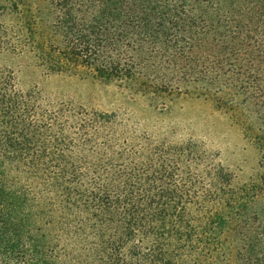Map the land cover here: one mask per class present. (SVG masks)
Returning a JSON list of instances; mask_svg holds the SVG:
<instances>
[{
    "label": "trees",
    "instance_id": "1",
    "mask_svg": "<svg viewBox=\"0 0 264 264\" xmlns=\"http://www.w3.org/2000/svg\"><path fill=\"white\" fill-rule=\"evenodd\" d=\"M37 1L51 21L39 18L32 33L51 44L55 70L62 61L139 80L136 63L113 56L138 41L154 53L162 88L213 90L219 107L245 109L249 130L257 129L260 172L238 184L217 164L204 183L190 168L165 165L145 178L155 192L136 196L129 180L86 197L62 170L50 219L17 176L18 98L12 76H1L0 115L11 131L0 136V264H264V0ZM76 215L89 216L73 234Z\"/></svg>",
    "mask_w": 264,
    "mask_h": 264
},
{
    "label": "rangeland",
    "instance_id": "2",
    "mask_svg": "<svg viewBox=\"0 0 264 264\" xmlns=\"http://www.w3.org/2000/svg\"><path fill=\"white\" fill-rule=\"evenodd\" d=\"M47 6L37 0H0V78L12 76L16 94L11 95L18 98L17 132L24 155L15 162L17 176L47 205L50 219L52 182L62 170L69 171L66 181L86 197L107 183L123 189L129 180L136 196L144 188L155 192L159 186L145 178L160 174L165 165L190 168L204 183L217 164L238 184L257 177L262 153L254 137L257 129L249 130L253 121L243 107H219L213 90L162 88L154 53L138 41L113 56L136 63L139 80L102 78L84 64L62 61L55 70L51 44L32 33L39 18L51 21ZM3 120L0 115V136L11 131ZM76 216L73 234L89 215Z\"/></svg>",
    "mask_w": 264,
    "mask_h": 264
}]
</instances>
